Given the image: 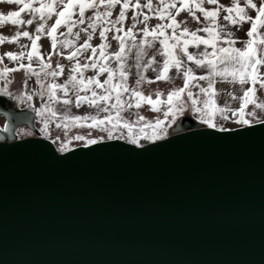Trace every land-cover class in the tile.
I'll use <instances>...</instances> for the list:
<instances>
[{
	"label": "water",
	"instance_id": "1",
	"mask_svg": "<svg viewBox=\"0 0 264 264\" xmlns=\"http://www.w3.org/2000/svg\"><path fill=\"white\" fill-rule=\"evenodd\" d=\"M0 95V264H264V121L183 116L145 145L60 152Z\"/></svg>",
	"mask_w": 264,
	"mask_h": 264
},
{
	"label": "rangeland",
	"instance_id": "2",
	"mask_svg": "<svg viewBox=\"0 0 264 264\" xmlns=\"http://www.w3.org/2000/svg\"><path fill=\"white\" fill-rule=\"evenodd\" d=\"M24 2L27 3L28 0H24ZM48 2L49 0H33L34 6ZM149 2L152 5L151 9L145 6ZM195 2L196 0H119L112 7H108V0H104L103 4L97 0L95 9L86 10L84 23L79 22V17H73L76 23L69 31V28L63 24L64 17H60L61 25L57 26L50 36L48 33L55 23L56 16L41 21L39 14L32 15L25 11L20 13L18 17H9V13L18 12L23 4L0 0V14H3L0 17V36L12 38L17 32L21 33L13 42L4 41L0 43V57H2L0 60V93H8L20 108L33 109L36 114L35 126L37 129L34 136H42L52 140L60 152L80 145H89L87 141L90 139H95L98 142L110 140L109 131L112 133L113 138L111 139L119 138L128 142H130L128 137L131 131L132 137L139 141L136 144L142 146L156 140L145 138V136L151 137L154 132H159V139L171 135L173 128L183 116H191L199 122L211 119L216 126H219L216 128L220 129H226V126L247 125L238 123L237 120L240 118L248 120V124L264 121V107L257 106L264 105V87H261L259 82L255 83L254 86L251 81L244 85L238 82L218 81L217 85H225V89H221L223 90L222 93L218 86L213 87L217 98L201 92V88L207 89L208 86L200 82L193 86L191 92L193 99L197 102L195 107L192 105V100L188 99L187 94L182 95L178 105H183V112H174V119L172 114L167 118L164 116L168 107L166 104L158 105L160 111H152L151 105L147 102H142L140 107H136L135 103L132 107H128L127 101L131 98L132 89H137L144 97H151L155 101L157 92L162 93L160 99L167 100L168 92L183 87L182 73L184 68H189V63L193 61H189L183 53L177 52L176 55L183 61L181 69L177 71V69L172 68L168 72V76L171 77L168 81L156 80L158 65L163 63L164 58L156 54L160 46L158 42L153 47L148 46L147 42L152 39V36L151 34L145 36L143 29L147 27L151 32L157 24L172 23L167 18L168 11H171L175 16V20L179 24L178 31L185 27L190 31L203 29V13L193 6L195 17L198 18L194 19L192 14L185 10L188 5H194ZM170 3H176L177 8L162 7V5ZM201 3L204 9L210 4L208 0H201ZM137 4L140 7H136ZM181 4L185 5V8H181ZM122 9L125 18L116 23ZM177 9H180L179 15H175ZM157 10L165 14L164 19L159 18ZM105 13H110V15H105ZM97 14H99L100 19H96ZM89 17L92 19L89 20ZM17 19L23 21L32 19L33 23L31 25L26 23L13 25L10 22ZM4 21L8 22L5 23ZM41 24L44 25V28L38 34L37 28ZM133 25L135 26L133 27ZM129 29H131V33L128 31ZM25 31L30 33L31 39L22 35ZM102 31L104 38H101L100 35ZM171 32V28L165 30L166 35L171 34ZM199 34L197 32L198 36ZM37 36H39L38 39H36ZM52 37L56 41L55 47L52 44ZM114 37L122 38L123 51H121V41ZM34 39L36 40V48H33ZM92 49H96L95 55H93ZM101 50L105 53L103 57L99 54ZM188 52L194 55L193 49L188 48ZM6 53H13L14 58H9L5 55ZM73 53L76 55L73 56ZM116 53L120 55L117 56ZM261 53L264 52L261 51ZM29 54L32 55L31 61L28 59ZM154 55L156 63L149 67L148 62ZM69 57L72 58L69 59ZM260 57L264 58V55H260L259 59ZM94 62L96 63L95 68L91 67ZM21 64L25 68H20L19 71H4L5 68H19ZM29 64L31 71L26 72ZM85 64H88L89 67H82ZM78 65L81 66L78 72H73L72 69ZM105 65L112 72L111 84L118 86L123 83L128 91L125 92L122 88L115 87L111 92V99L100 101L98 97L107 95L104 88L109 86L105 85L104 88H99L93 83L88 85V91H79V95L92 99V92L95 91L97 104L90 105L87 102H81L77 106V89L69 83V77L76 76L77 82L81 79L87 81L88 78L95 77L100 84H103L109 75L108 72L103 71ZM154 69L156 70L154 71ZM53 71L57 73L55 76L51 75ZM121 71L125 73L123 81L121 80ZM259 71L264 74V66H260ZM137 80H141L139 86H137ZM52 85H67V87L54 89L51 87ZM226 85L228 86L226 87ZM253 87L254 91L244 98L242 108L241 97H244L243 93ZM227 90L230 93L228 95L224 93ZM211 91L209 90V92ZM117 94L120 95L119 104L116 100ZM65 99L69 103L65 104ZM205 100L209 101L207 106L204 104ZM220 109H225V111L221 112ZM233 112L236 115H233ZM224 116H227L228 119H224ZM75 117H89V119L78 121L74 119ZM91 117H96V120H92ZM139 117L146 119L140 121ZM156 119L162 121L159 127H147L150 123L154 125ZM101 121H103L102 124L99 123ZM4 123L5 119L0 115V126ZM98 124L99 126H97ZM127 124L132 125L131 129L125 126ZM22 134L25 136L33 135L27 129L23 130ZM78 136H83L84 139H76Z\"/></svg>",
	"mask_w": 264,
	"mask_h": 264
},
{
	"label": "snow or ice",
	"instance_id": "3",
	"mask_svg": "<svg viewBox=\"0 0 264 264\" xmlns=\"http://www.w3.org/2000/svg\"><path fill=\"white\" fill-rule=\"evenodd\" d=\"M8 2H15L17 4H23V7L19 8V11H13L8 14L9 17H18L20 13L28 11L32 15L39 14V19L41 21H44L46 18L51 19L53 16H56L55 23L51 26V30L49 31V35L51 36V32L55 31L57 26L61 25V19L60 17H64V26H67L69 28V31H71V28L75 26L76 21L73 20V17H79V22L84 23V16L87 9H95L97 6V0H49L48 3H41L39 6H34L33 0H28L27 3L24 2V0H8ZM119 0H108V7H112L114 3H118ZM209 3H216L217 0H208ZM100 4L104 3V0H99ZM149 9L152 8L151 3L149 2L147 5H145ZM193 6L200 12L203 13L205 19L211 20L213 23L215 22V19L218 15L219 9L216 10H206L202 7L201 0H196L194 5H188L185 10L190 12L194 19H198L195 17V13L193 12ZM125 7H127V4H125ZM136 7H140L139 4L136 5ZM163 8L167 9H173L177 8L176 3H170L167 5H162ZM252 8L257 11V15L255 18L250 17L246 13V8ZM181 8H185V5L181 4ZM228 13L227 16H225V20L229 21L231 24L237 27H242L244 23L250 22V29L245 33L247 37H249L248 40L242 41L244 43V48H236L234 47L235 43L238 41L233 39L231 33H227L226 36L223 38L226 40L227 47H217V41L221 39V37L214 31L211 27H205L203 29H197L196 31H190L188 28L179 29V24L175 20V16L172 14L171 11L167 12V18L172 21L170 24H157L156 28L152 29L151 32L147 27L143 29L145 36H148L151 34L152 39L148 41V46L153 47L155 46V43L158 42L160 47L157 49L156 54L162 56L163 63L158 65V71L156 75V80H163L168 81L171 79V77L168 76V72L175 68L177 71H179L183 65V61L178 58L176 55L177 52L183 53L189 61H193L197 68H203L208 71V76H200L198 79L205 80L207 79L209 81L208 88H201L200 91L205 93L206 95H214L215 91L213 88V80L212 77L219 76L222 81L228 82V83H240L241 85H244L246 83H249L250 81L255 86V83L259 82L261 87H264V74H261L259 71L258 65L264 66V58L258 59L256 56V49L252 47L254 41L251 39L254 36H258V44L264 45V36H260L259 29L264 28V3L258 8L255 3L252 2V0H245V6L241 7L238 0H235L234 5L232 7H224L223 9ZM159 12V18L164 19L165 14L157 10ZM180 9H177V12L175 15H179ZM235 13V14H233ZM105 15H110V13H105ZM3 14H0V17H2ZM125 18L124 10L122 9L119 14V18L116 21V23H119ZM89 20L92 19V17L88 18ZM96 19H100L99 14L96 15ZM135 19V17H133ZM147 19V17H145ZM7 23L8 21H4ZM13 25H23L28 24L31 25L33 23L32 19H29L28 21H23L21 19L17 20H11L10 21ZM94 26V25H92ZM135 25H133L134 27ZM44 28V25L41 24L37 28V33L39 34ZM171 28L172 32L171 34L166 35L165 30ZM117 31H120V29H117ZM129 33H131V29L128 30ZM206 32L208 35L207 37H201L197 35V32ZM21 35L20 32H17L14 37L8 38L0 36V43L4 41L13 42L16 38H18ZM24 37L32 38L30 33L25 31L22 33ZM101 38H104V32L102 31L100 33ZM163 37V39H161ZM39 36L36 37L38 39ZM117 40L121 41V51H123V45H122V38L121 37H114ZM171 41V43H169ZM55 38L52 37V44L53 47H55ZM193 45L197 48L201 44H204L206 46L204 52L193 55L188 52L189 45ZM36 40H33V48H36ZM207 47H211L213 49V52L210 54L207 51ZM103 48V46H102ZM93 55L96 54V49H92ZM261 51H264V48L261 49ZM100 56H105V53L103 50L100 51ZM6 56L9 58H14L13 53H6ZM76 53H73V56H75ZM117 56H119V53H116ZM139 57V53H138ZM72 57H69L71 59ZM29 61L32 60V55H28ZM107 59V57H105ZM0 60H2V57H0ZM153 63H156L155 55L152 57V59L148 62V66L151 67ZM81 66L74 67L72 69L73 72H78V69ZM82 67L87 68L89 67L88 64L83 65ZM91 67L95 68L96 63L94 62ZM20 68H25L24 65H20L19 68L16 69H7L5 68V72H11V71H19ZM156 69H154L155 71ZM31 71V65L29 64L26 68V72ZM103 71L108 72V79L104 80L103 84H100L95 77L88 78L87 81L81 79L79 82H77L76 76H70L69 77V83L72 84L73 88L77 89V106L81 102H87L90 105L97 104V93L95 91L92 92V99H89L87 96H80L79 91H88V85L95 83L96 87L104 88L105 85H108V88H104V92L107 93V95H100L98 99L100 101H106L111 99V92L114 90L115 87H120L123 89V91L127 92L128 89L124 86L123 83H121L118 86H114L111 84V81L113 79L112 72L107 68V66H103ZM57 73L53 71L51 75L55 76ZM82 75V74H81ZM184 78V87L182 88H175L172 91L168 92L167 94V100L160 99L162 93L157 92L156 97L157 99L153 101L151 97H144L137 89L131 90V98L127 101L128 107H132L133 103H135L136 107H140L142 102H147L151 105L152 111H160V108L158 107L159 104H166L167 110L164 112V116L167 118L170 114L173 115V119L175 118L174 112H183V105H178V102L181 98V93H184L185 90L188 88V82L189 79H196V77L193 74L192 68H184V71L182 73ZM125 77V73L121 71V80L123 81ZM230 78V79H229ZM143 78L141 77V80ZM141 80H137V86L141 83ZM151 82V81H150ZM52 88H66L65 86L60 85H52ZM209 90H212L211 93ZM254 91V87L247 89L244 92V97H241L242 100V108H243V100L245 97H248L250 92ZM5 95H9L8 93H5ZM188 99L192 100V105L195 107L196 100L193 99V94L188 91L187 92ZM52 98V97H50ZM235 98V97H233ZM117 104L120 103V95L117 94L116 96ZM64 103L67 104L69 101L67 99L64 100ZM209 103L208 100L204 101V104L207 106ZM258 107H264V105H257ZM106 110V109H102ZM221 112H224L225 109H220ZM233 115H236L235 112H233ZM224 119H228L227 116L223 117ZM75 120H87L89 117H75ZM92 120H96V117H91ZM145 117H139L140 121L145 120ZM203 123L207 124L208 127H216V125L212 122L211 119H206L202 121ZM238 123L242 124H248L249 121L243 118H240L237 120ZM100 124L103 123V121L99 122ZM162 121L159 119H156L153 124H148L147 127H159L161 125ZM59 127V125H57ZM99 126V124L97 125ZM129 129H131L132 125L127 124L125 125ZM221 131H225L226 129L221 128ZM162 131V129H161ZM113 138L112 133L109 131V139ZM131 143H138V139L133 138L131 131L129 133V137ZM146 139H159L160 135L159 132H154L151 137L145 136ZM76 139L83 140V136H78ZM98 141L95 139H90L87 141L88 144H96Z\"/></svg>",
	"mask_w": 264,
	"mask_h": 264
},
{
	"label": "crops",
	"instance_id": "4",
	"mask_svg": "<svg viewBox=\"0 0 264 264\" xmlns=\"http://www.w3.org/2000/svg\"><path fill=\"white\" fill-rule=\"evenodd\" d=\"M234 2H235V0H217L216 3H210L206 6V10H210V11L219 9L218 15H217L214 23L209 19H205V17L203 19L204 28L205 27L213 28L214 31L216 33H218V35L221 37V39L217 41V47H220V46L227 47L228 46L226 43V40L223 39L227 33H231L233 39L238 41L234 45V47H236V48H244L245 45H244V43H242V41L249 39V37H247L245 35V33L250 29V26H251L250 22L244 23L242 25V27H237V26H234L233 24H231L229 21L225 20V16H227L228 13L226 11H224L223 9H224V7H232L234 5ZM238 2H239L241 7L245 6V0H238ZM252 2L255 3L257 5V7L259 8L262 5V3H264V0H252ZM246 13L248 16L253 17V18H255L257 15V11L255 9L250 8V7L246 8ZM233 14H235V13H233ZM165 24H167V23H165ZM258 31H259L260 36H264V28H260ZM199 33H200L199 36H201V37H207V35H208L206 32H199ZM251 39H253V41H254L252 47L256 49V56L259 59L260 55L261 56L264 55V53H261V49L264 48V45L258 44V39H259L258 36H254ZM188 48L193 49L194 55H198V54L204 52L206 46L204 44H201L199 46V48H197V47L190 44ZM207 51H208V53L211 54L213 52V49L211 47H207ZM260 66L261 65H258L259 68H260ZM188 67L192 68L193 74L196 77V79H193V80L191 78L189 79L188 88L185 90L184 93H181V96L182 95L185 96V94H187L188 90L190 92H192L193 86L199 84L200 82L201 83L203 82V84H205V86L206 85L208 86V83H209V81L207 79H205V80L198 79L200 76H208V71L206 69L197 68L194 62L189 63ZM212 80H213V87L218 86L220 91L223 93V90H221V89H225V85H221V84L217 85V83H219L218 81H221V82H225V81H222L219 76L212 77ZM227 86L228 85H226V87ZM183 87H184V84H183ZM196 89H197V87H196ZM222 93H221V95H222ZM224 93L226 95L230 94L228 92V90L225 91ZM226 95H224V96H226ZM243 95H244V93H243ZM213 96H216V95L214 94ZM216 98H217V96H216ZM216 127H219V126H216ZM235 127H237V126H226V129L235 128Z\"/></svg>",
	"mask_w": 264,
	"mask_h": 264
},
{
	"label": "flooded vegetation",
	"instance_id": "5",
	"mask_svg": "<svg viewBox=\"0 0 264 264\" xmlns=\"http://www.w3.org/2000/svg\"><path fill=\"white\" fill-rule=\"evenodd\" d=\"M0 95H5V94H2V93H0ZM5 96H9V95H5ZM14 107L15 108H17V109H23V108H20L19 106H17L16 105V103L14 104ZM2 117H4V119H5V123H4V125H1L0 126V129H4L5 127H6V125H7V118L5 117V116H3V115H1ZM30 130L32 133H33V135H29V136H25V135H23L22 134V131L23 130ZM15 133H16V137L18 138V139H22V138H26V137H30V136H34V131L33 130H31L27 125H25V126H18L17 128H16V131H15Z\"/></svg>",
	"mask_w": 264,
	"mask_h": 264
},
{
	"label": "trees",
	"instance_id": "6",
	"mask_svg": "<svg viewBox=\"0 0 264 264\" xmlns=\"http://www.w3.org/2000/svg\"><path fill=\"white\" fill-rule=\"evenodd\" d=\"M156 140H159V139H156ZM156 140H155V141H156Z\"/></svg>",
	"mask_w": 264,
	"mask_h": 264
}]
</instances>
